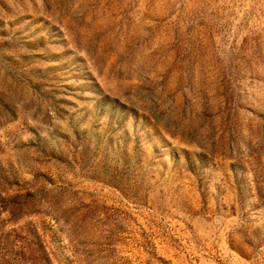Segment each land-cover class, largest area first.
I'll return each instance as SVG.
<instances>
[{"label":"rangeland","instance_id":"obj_1","mask_svg":"<svg viewBox=\"0 0 264 264\" xmlns=\"http://www.w3.org/2000/svg\"><path fill=\"white\" fill-rule=\"evenodd\" d=\"M0 264H264V0H0Z\"/></svg>","mask_w":264,"mask_h":264}]
</instances>
